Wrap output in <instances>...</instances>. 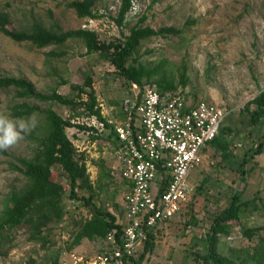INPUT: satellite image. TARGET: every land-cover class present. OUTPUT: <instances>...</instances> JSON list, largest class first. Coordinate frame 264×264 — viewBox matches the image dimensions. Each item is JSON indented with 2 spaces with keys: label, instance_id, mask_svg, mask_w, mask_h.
<instances>
[{
  "label": "rangeland",
  "instance_id": "1",
  "mask_svg": "<svg viewBox=\"0 0 264 264\" xmlns=\"http://www.w3.org/2000/svg\"><path fill=\"white\" fill-rule=\"evenodd\" d=\"M72 1L75 0H0V12L9 14V30L27 29L33 23L45 28L56 25L62 31L86 29L94 31L98 41L106 44L122 40L136 25L154 30L183 29L178 37L154 36L142 41L127 64L136 60L149 69L158 68L159 74L175 84L185 67L188 85L179 86L177 91L182 90L188 102L207 100L230 110L222 125L230 132L218 137L220 143L228 142L226 157L220 146L207 147L191 173L193 191L189 201L172 220L154 229L152 251L144 256L142 264H203L194 252L202 250L214 217L240 191V200L247 205L239 219L229 223V235L220 236L218 251L228 255L230 250L253 248L258 239L250 241L242 231L264 226V122L252 126L242 111L247 102L264 91V0H132V9L122 26L115 21L119 0H95L98 19H79L67 7ZM187 22L191 25L187 26ZM87 75L92 78L101 115L106 120L120 118V106L130 83L106 55L87 54L80 40L39 49L28 42L16 43L0 33V77L25 79L39 94L57 91L73 97L70 86L83 84ZM148 84L155 86L154 81ZM21 103L40 110L52 109L63 119L84 127L65 130L77 154L86 157L92 182L91 191L78 188L77 196L92 195L96 207L123 218L126 190L115 166L114 150L104 141L107 132L97 131L98 123L87 117L81 105L71 109L57 102L19 98L12 87L0 89V114L10 116L12 107ZM33 115L36 127L10 148L0 150V211L7 205L9 192L25 184V178L15 169L17 160L34 156L37 143L33 138L41 134L44 125L41 113ZM243 159L246 161L241 164ZM99 164L108 178H98ZM52 172L53 178L65 187L62 218L44 230V244L30 240L24 228L13 230L12 247L7 255L0 256V264H59L61 258L77 253L78 246L72 248L70 244L92 208L79 198L69 197V180L60 167L53 166ZM103 246L101 242L96 251ZM143 248L141 245L136 250L133 262Z\"/></svg>",
  "mask_w": 264,
  "mask_h": 264
},
{
  "label": "trees",
  "instance_id": "2",
  "mask_svg": "<svg viewBox=\"0 0 264 264\" xmlns=\"http://www.w3.org/2000/svg\"><path fill=\"white\" fill-rule=\"evenodd\" d=\"M120 6L115 21L122 26L126 15L132 9V0H119ZM95 0H75L67 4L79 19H98L100 16L94 10ZM10 16L7 12H0V33L16 43L28 42L36 48H46L49 46H61L69 40H80L84 43L86 53H99L108 57L116 70L130 83H135L140 87L154 81L155 86L161 92L177 91L178 87L185 88L188 85L185 67L178 76V82L169 79L158 72V68L149 69L146 66L133 60L127 64L133 52L140 43L154 36H181L183 29L175 27L160 28L154 30L149 27L134 26L128 35L122 40L114 43H102L98 41L94 31L86 29H76L62 31L58 26L45 28L38 23H33L29 28L22 30H9ZM186 25H191L187 22ZM65 84V82H62ZM130 84L128 86H130ZM12 87L17 90V96L24 99H37L41 102H57L60 105L74 109L82 106L87 117L95 118L109 128L107 120L101 115L98 106L93 81L91 76L84 78L83 84H73L70 90L75 96H64L57 91L50 94H39L35 91L34 85L25 79L0 77V89ZM182 92V90H181ZM247 116L250 125L258 126L264 122V91L244 105L243 111ZM34 113L43 115L44 125L40 128L41 134L33 138L37 147L31 159H18L19 171L25 178V184L18 190H11L7 195V205L0 211V256H5L11 249V233L15 229L24 228L29 239L45 243L44 230L49 228L62 218V201L65 187L53 178V166L60 167L61 171L67 175L69 180V197L78 199L76 189L92 190V182L89 178L86 167V157L77 154L76 148L66 134L67 128L76 126L71 120L63 119L52 109L40 110L37 107L29 106L25 103L16 104L12 107L9 117L26 118ZM94 130L92 127L88 128ZM230 132L229 129L222 128L220 133ZM219 133V134H220ZM36 134V133H35ZM106 136V137H105ZM104 138L113 144L115 141L106 134ZM98 137V136H97ZM219 135L210 143L212 146H220L223 157H226L228 142H219ZM258 152L261 150L258 149ZM246 160H242L243 164ZM98 178H108L101 164L98 166ZM241 191L236 192L229 205L217 214L207 231L201 251H195L197 260L203 264H264V226L248 228L242 231V236L248 240L258 239L253 248L230 250L228 255H221L218 251L220 236L229 235V223L239 219L241 210L247 202H241ZM80 200L90 208V217L82 221L70 246H78L82 240L93 241L96 239L105 240L111 232L115 233L117 239L120 238L123 226L117 223L113 214L96 207L92 203L93 196H80ZM153 233L148 235L147 240L142 244L143 253L138 260L133 262L136 254L129 258L126 264H142L144 256L152 251ZM253 251V252H252ZM254 253V255H253Z\"/></svg>",
  "mask_w": 264,
  "mask_h": 264
},
{
  "label": "built area",
  "instance_id": "3",
  "mask_svg": "<svg viewBox=\"0 0 264 264\" xmlns=\"http://www.w3.org/2000/svg\"><path fill=\"white\" fill-rule=\"evenodd\" d=\"M230 110L207 100L188 102L179 91L132 83L120 106V118L98 122L115 141L126 223L119 239L108 234L106 246L93 255L71 253L59 264H126L154 229L172 220L190 198V176L205 148L219 135Z\"/></svg>",
  "mask_w": 264,
  "mask_h": 264
},
{
  "label": "clouds",
  "instance_id": "4",
  "mask_svg": "<svg viewBox=\"0 0 264 264\" xmlns=\"http://www.w3.org/2000/svg\"><path fill=\"white\" fill-rule=\"evenodd\" d=\"M37 125L35 115L27 118H12L0 114V150H5L16 144L25 134L31 132Z\"/></svg>",
  "mask_w": 264,
  "mask_h": 264
},
{
  "label": "crops",
  "instance_id": "5",
  "mask_svg": "<svg viewBox=\"0 0 264 264\" xmlns=\"http://www.w3.org/2000/svg\"><path fill=\"white\" fill-rule=\"evenodd\" d=\"M96 134H98V133H96ZM105 142H106V144L110 147V148H114V145L115 144H113L112 142H110L109 140H104ZM209 146H211V145H209ZM207 148H205L204 149V151H203V153H207ZM116 164L117 163H115V166H116ZM120 178H121V176H120ZM121 181H122V185H123V187L125 188V192H127V188H128V183L126 182V181H124L122 178H121ZM126 194V193H125ZM125 196V195H124ZM123 208H124V214L122 215L123 216V218H121L120 219V217H118L116 214H113L114 216H115V218L117 219V223L118 224H121V225H125V223H126V208H125V203H124V200H123ZM112 214V213H111ZM90 217V216H89ZM85 240V242H82V244L80 243V245H78V247H77V249H75L76 250V252L77 253H80V254H84V255H88V253L85 251V250H87V251H91L92 253V255L93 254H95V253H98V251H96V249H100L101 247H98V245L101 243V242H104V246L102 247V250L104 249V247L106 246V241L105 240H100V239H96V240H93V241H89V240H87V239H84ZM79 250V251H78ZM101 250V251H102ZM80 251H85L84 253L83 252H80ZM101 251H99V252H101Z\"/></svg>",
  "mask_w": 264,
  "mask_h": 264
}]
</instances>
